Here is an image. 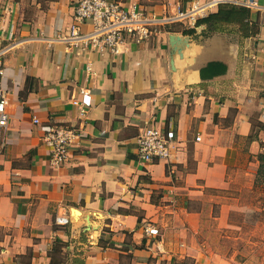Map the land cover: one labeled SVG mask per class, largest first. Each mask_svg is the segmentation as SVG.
Here are the masks:
<instances>
[{
    "label": "crops",
    "instance_id": "0c3cea01",
    "mask_svg": "<svg viewBox=\"0 0 264 264\" xmlns=\"http://www.w3.org/2000/svg\"><path fill=\"white\" fill-rule=\"evenodd\" d=\"M77 1L0 0V47L14 43L2 58L0 264H244L212 239L241 217L246 190L264 196V0H229L243 7L239 22L126 35L118 53L50 41ZM115 1L158 14L192 0ZM82 92L84 114L72 102ZM50 125L79 129L54 167ZM148 125L173 131L168 159H140Z\"/></svg>",
    "mask_w": 264,
    "mask_h": 264
},
{
    "label": "built area",
    "instance_id": "2783aa9c",
    "mask_svg": "<svg viewBox=\"0 0 264 264\" xmlns=\"http://www.w3.org/2000/svg\"><path fill=\"white\" fill-rule=\"evenodd\" d=\"M228 2L229 0H192L185 7L177 5L158 14H148L140 9L136 2L126 6L115 0H78L74 8V21L68 30L50 41L62 42L74 49L109 50L118 53L126 43V35L143 40L172 24L184 23L189 27H195L199 17L207 15L219 4ZM253 4L254 1L247 2V5ZM87 21L89 29L82 30L80 25ZM10 35L9 33L8 39ZM13 44L11 42L0 47V161L9 119L6 92L1 86L4 76L2 58ZM72 102L78 107L80 114H84L86 107L91 104L87 92H82L81 99H73ZM33 120L39 122L37 118ZM78 132V127L73 125H50L45 130L43 141L48 148L49 164L52 167L67 161L71 146L78 138ZM174 137L172 130H163L159 126L148 125L141 128L136 135L140 159L143 161L168 159ZM195 138L199 140L200 136L196 135ZM55 221L66 224L69 217L56 215ZM144 230L150 235L157 234V229L151 225H146Z\"/></svg>",
    "mask_w": 264,
    "mask_h": 264
},
{
    "label": "rangeland",
    "instance_id": "374dc122",
    "mask_svg": "<svg viewBox=\"0 0 264 264\" xmlns=\"http://www.w3.org/2000/svg\"><path fill=\"white\" fill-rule=\"evenodd\" d=\"M176 27L189 28L184 23H176ZM259 190L245 191L239 202L243 206L241 217L234 216L227 227L214 232L212 241L228 254L234 252L244 264H264V196ZM235 202V201H234ZM217 208L214 209L216 214ZM216 216V215H214ZM210 222V221H209ZM218 219L210 223L218 224ZM2 238V236H0Z\"/></svg>",
    "mask_w": 264,
    "mask_h": 264
},
{
    "label": "trees",
    "instance_id": "16d2710c",
    "mask_svg": "<svg viewBox=\"0 0 264 264\" xmlns=\"http://www.w3.org/2000/svg\"><path fill=\"white\" fill-rule=\"evenodd\" d=\"M216 11L209 12L206 16L199 17L196 21L200 22H239L242 18L243 7L238 5H229V3H222L216 7ZM193 30L188 28L184 32L191 33ZM260 165L258 168V177L264 181V153L258 155Z\"/></svg>",
    "mask_w": 264,
    "mask_h": 264
}]
</instances>
